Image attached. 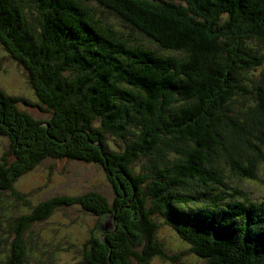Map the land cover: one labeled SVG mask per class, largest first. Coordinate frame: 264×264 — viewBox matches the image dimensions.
Here are the masks:
<instances>
[{"label": "trees", "instance_id": "1", "mask_svg": "<svg viewBox=\"0 0 264 264\" xmlns=\"http://www.w3.org/2000/svg\"><path fill=\"white\" fill-rule=\"evenodd\" d=\"M0 43L36 96L0 88V264H54L33 227L73 206L110 218L84 264H264V199L225 171L264 173V0H0ZM49 159L101 164L114 201L32 205L15 184ZM172 237L188 245L178 255Z\"/></svg>", "mask_w": 264, "mask_h": 264}, {"label": "rangeland", "instance_id": "2", "mask_svg": "<svg viewBox=\"0 0 264 264\" xmlns=\"http://www.w3.org/2000/svg\"><path fill=\"white\" fill-rule=\"evenodd\" d=\"M143 37V36H142ZM144 39L152 43L150 39ZM157 49V45H150ZM165 55H178L179 53L171 51L158 50ZM180 55V54H179ZM260 70L248 71L247 75L252 78H257L260 75ZM0 88L4 89L8 94H17L20 97L29 99L36 103V96L28 82L26 70L20 66L9 54L5 51L0 43ZM22 105V103H21ZM21 109H26L33 116H44L36 114L35 108L21 106ZM9 145L7 139L0 143V154L4 152ZM111 145H115L112 141ZM144 164V162H143ZM141 163L133 167L135 171H139ZM228 183L231 186L239 187L247 193L254 201L264 199V173L260 170L258 176L260 180H251L247 178L239 179L237 174L226 170ZM17 190L25 196L32 205L60 195H81L86 192L95 190L104 195L112 203L115 199V187L109 179L101 164L76 162V161H56L49 159L34 168L31 172L22 176L15 184ZM223 187H220V189ZM13 203L18 206L21 213H29L30 207L23 204L22 201L15 197L11 198ZM253 201H249L252 203ZM17 211V210H16ZM19 211H17L19 213ZM4 213H11L4 209ZM102 219V220H101ZM110 223V218L96 217L83 211L77 206L64 207L57 209L53 216L48 220L37 223L33 227V232L40 237L43 247L51 253V260L54 264H84L82 262L84 243L93 235L97 234L99 224L105 226ZM159 238L164 243V236L167 234V227L161 217H159ZM36 241L39 242L37 239ZM165 247L173 248L167 250L169 254L178 255L181 253V248L185 245L182 240L172 237L164 244ZM187 249V248H186ZM35 253V252H34ZM47 256V255H44ZM34 254L30 260H33ZM32 262V261H31ZM162 258L154 259L150 264H170ZM33 264V263H32ZM173 264H200L199 258L194 254L182 256Z\"/></svg>", "mask_w": 264, "mask_h": 264}, {"label": "water", "instance_id": "3", "mask_svg": "<svg viewBox=\"0 0 264 264\" xmlns=\"http://www.w3.org/2000/svg\"><path fill=\"white\" fill-rule=\"evenodd\" d=\"M106 228H107V226H106ZM106 230V229H105Z\"/></svg>", "mask_w": 264, "mask_h": 264}]
</instances>
